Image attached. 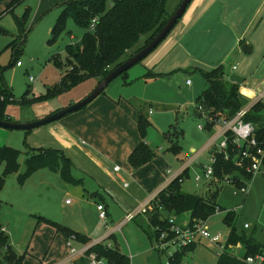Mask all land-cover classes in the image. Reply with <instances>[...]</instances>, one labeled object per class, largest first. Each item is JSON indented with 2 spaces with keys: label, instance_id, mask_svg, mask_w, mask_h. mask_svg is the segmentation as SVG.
Listing matches in <instances>:
<instances>
[{
  "label": "rangeland",
  "instance_id": "obj_1",
  "mask_svg": "<svg viewBox=\"0 0 264 264\" xmlns=\"http://www.w3.org/2000/svg\"><path fill=\"white\" fill-rule=\"evenodd\" d=\"M63 1L69 2L68 0H22L12 10L6 11L9 0H0V68L4 84L16 102L26 92L29 98L44 95L51 86L59 82L65 68V47L79 42L84 34V30L69 19L64 33L53 45H47L50 30L59 12L55 6ZM113 1L107 0V4H112ZM181 1L167 0L168 15L171 16L175 12ZM193 5L194 3L188 6L185 15ZM213 7L209 11L211 15H214L213 12L217 10ZM233 10V5L229 4L228 6L227 4L224 14H229L231 19ZM250 10L251 8L247 7L246 13L242 15L244 19ZM209 12L201 26L190 33L192 37L189 39V34L185 36L181 44L186 52L183 54L179 52L175 62L169 61L174 57L170 55L169 62L158 65L162 59L160 56L161 43L145 59L126 72L128 78L124 80L122 77H117L104 90V94L113 96L115 99L125 98L134 112L138 113L139 110H142L150 123L143 139L138 134L137 124L135 123V126L133 123L135 133L132 144L143 141L154 152V157L142 166L144 174L143 178L139 179L140 182L142 180L151 183L166 182L169 177L176 175L187 161L201 152L202 155L196 158L188 168L189 177L182 182L180 187L184 193L199 196L205 194L209 182L201 181L195 185L193 178L196 174L201 173L202 166L209 164L206 147L217 135L219 128L214 126L210 131L205 128L198 129V126L205 127V122L198 115L195 99L206 89V84L197 69L209 71L219 65H224L225 75L229 79L234 75V80L242 81V88H245V91L263 85L261 78L264 70V67L261 66L263 65V56L261 57V55H264V38L260 41L261 46L257 49L258 53L255 51L253 56L240 52L241 54L237 57H235V53L225 57L228 49L227 36L222 35L223 39H219L217 33L221 26L219 27L220 24L214 16H209ZM24 13H27L24 26L27 35L21 50L15 54L8 45L12 40L11 34L18 33L15 17L20 18ZM263 16L264 10L261 14V17ZM178 27L176 26L168 37L172 39L177 37L180 40L178 36L182 32L178 33ZM143 40L144 38L141 41ZM54 54L60 56L61 67L54 66L50 62L49 59ZM130 54H133V51L126 53L122 61L127 60ZM151 60L154 61L152 65L157 66L155 72L165 76L146 82L141 76L146 74V70L143 68ZM16 62H20L21 67H16ZM231 67H234L235 71H232ZM149 69L151 70V68ZM243 76L245 77L243 78ZM139 77L140 79H137ZM98 81H100L99 78L89 79L71 91L47 101H32L27 105L11 103L6 108V114L10 116V122L13 123H18L15 120H29L33 117L37 119H30L28 123L38 121L69 107L70 102L81 101L92 92ZM187 81L189 85H186ZM104 94H100V96L102 97ZM258 96L256 93L253 95L257 99ZM262 103L264 104V100ZM149 110L151 113H148ZM59 121L61 119L56 122ZM23 123L20 121L18 124ZM48 125L29 130L27 134L24 131L11 132L13 135L11 148L20 152L18 157L20 169L17 173L10 174L6 178L0 200L8 202L11 206L2 204L0 215L10 218L7 239L8 245L15 254L22 255L28 246L25 255L26 264H54L57 262L66 249V241L61 234H55L49 225L36 224V217L44 215L55 222L67 223L66 217L69 216L71 210H77L76 198H80L82 202L78 209L85 214L95 232L114 234L113 238L107 242L104 241V243L109 242L120 253L129 258L133 257L131 264H165L166 256L157 253L152 248L149 239L139 226V217L131 221L129 226L109 232L120 222L118 218L120 212L115 213V205L107 198H104L110 208V212L108 210L107 212L112 218L106 217V220L103 221L98 218L95 209L89 206L92 201L94 202V199L84 195L81 186L63 180L59 172H56L57 176H55L53 172H47L45 169L44 172L50 173L51 177L55 176L56 178L45 180L43 183L42 179L38 178L41 175L38 174H32L31 178L28 177L22 183L18 182L17 177L25 171L24 162L32 151L31 148L47 144L48 138H45L44 127ZM128 140L130 138L123 132L120 135L113 134L110 139L113 148H119V146L123 148V144H126ZM172 145L180 148L179 154L175 155L169 150ZM76 171L73 170L75 178L79 176ZM70 174L72 175V168H70ZM240 180L243 179L240 178ZM243 182L247 190L245 194L240 193L239 188L227 181L216 182L217 184L213 186V190H218L216 206L221 210L216 211L212 217L207 219L206 225L210 234L220 235L221 247L225 244L229 233V228L223 222L227 214L233 216V228L238 234L243 232L246 236L252 235L253 239L264 247V177L259 173L252 176L250 181L243 180ZM65 200L73 204L65 206ZM163 217L171 218L177 226H183L188 224L190 214L185 213L174 217L171 213H165ZM244 225H248L249 228L244 229ZM92 239L94 240V237ZM146 249H150L151 252L139 254ZM218 251L219 249L214 245L201 240L192 252L185 254L179 264H216ZM228 252L235 257L243 254V251L238 248H232ZM135 253L137 255H134ZM4 254L5 251L0 248V264H7L3 261Z\"/></svg>",
  "mask_w": 264,
  "mask_h": 264
},
{
  "label": "trees",
  "instance_id": "obj_2",
  "mask_svg": "<svg viewBox=\"0 0 264 264\" xmlns=\"http://www.w3.org/2000/svg\"><path fill=\"white\" fill-rule=\"evenodd\" d=\"M20 1L22 0H9L6 11L12 10ZM166 2L167 0H114L112 4L108 5L107 0H76L59 5L60 12L50 30L47 45H53L64 33L69 19L84 30L79 42L65 47V68L60 81L50 87L44 95L27 99L26 92L16 102L12 93L4 84L2 69L0 68V120L9 121L6 116V108L11 103L27 105L31 104L32 101H47L71 91L89 79L99 78L101 80L104 78L110 71L125 61H122V58L126 53L133 51L134 54L144 48L164 27L170 17L166 11ZM26 15L27 13H24L20 18L15 17L18 33L12 37L8 45L15 54L21 50L27 35L24 29ZM92 21H94V27L91 29ZM142 38H144L143 41H141ZM133 54H130L129 57ZM49 60L54 66H62L61 59L57 54L51 56ZM197 71L206 84V89L195 99L196 110L199 107L203 109V113H198L205 122L203 129L210 131L214 126L217 127L221 120L232 119L241 109L248 106V102L239 94L242 81L229 79L225 75L224 65H219L209 71L201 69H197ZM164 76L163 74L147 71L142 78L147 82ZM119 77L125 80L127 78L126 72ZM101 94H104V92ZM261 110L262 104L258 101L249 108L242 119L243 122L251 123L255 127V138L259 144L264 142V125L260 124ZM149 125L150 123L142 110H139L137 128L141 139L144 138ZM28 132L25 131L26 134ZM169 150L175 155L180 152V148L174 145ZM32 151L34 152L29 154L24 162V173L17 177L19 183L43 168H47L52 172H59L63 180L72 182L70 174L72 162L61 151L52 149ZM209 154H213L215 157L213 165L215 180L207 184V191L203 196L181 191L182 182L189 177L188 169H185L157 194L151 210L143 215L146 217L147 223L141 229L148 236L151 243L157 239L160 231L169 228L167 219L163 217L165 213H171L174 217L189 213L188 225H191L194 221H207L216 211L221 210L216 206L218 190H213V186L217 184L216 182H224L226 178L234 175L230 182L236 188H240L245 185L243 180H251L252 175L246 171L249 160H244L243 166L237 167L234 160L241 158V151L235 150L230 142H228L227 149L228 160H225L224 153H217L216 148H213ZM19 155L20 152L16 149L6 146L0 148V164L4 165L0 174V190L4 185L5 178L18 172ZM153 157L154 152L148 148L145 142L141 141L132 150L127 162L131 168L139 169ZM262 167L264 169V158ZM240 178L243 180L241 181ZM233 219L231 214H227L223 219L224 224L229 228V233L224 250L217 257L216 264H246V257L254 256L264 248L253 239L252 235L246 236L243 232L238 234L233 228ZM37 220L55 229L67 241L73 238L76 244L80 245H87L91 242L87 237L59 224L43 218H37ZM1 230L0 225V248L5 249L3 261L7 264H23V256L15 254L8 245L7 236ZM110 238H113V235L107 236L103 241ZM238 245L242 248L243 254L239 257L229 254L230 247ZM195 247V245H191L178 253L173 264H179L185 254L192 252ZM90 254H94L97 259L103 260L105 264H130L129 257L120 253L114 247L107 248L104 244L92 246L87 251L86 256Z\"/></svg>",
  "mask_w": 264,
  "mask_h": 264
},
{
  "label": "crops",
  "instance_id": "obj_3",
  "mask_svg": "<svg viewBox=\"0 0 264 264\" xmlns=\"http://www.w3.org/2000/svg\"><path fill=\"white\" fill-rule=\"evenodd\" d=\"M66 2L67 1H63L59 3L55 6V8H57V10H59L60 12L59 5H62ZM193 3L194 5L190 9V11L186 13V15L184 13L183 16L185 17L182 16L179 21L180 23L178 22L176 24V26H179L178 33L182 32V34L178 36L180 37V40L177 37L176 39H172L171 37L167 36L168 39L166 37V39L162 42L160 56H162L163 60L161 59L158 65H161V63L165 64L168 61L170 55H173L174 57L170 58L169 61L172 60L171 63L175 62L177 60L179 52H182V54L183 52H186L185 49H183V45L181 44L183 39L186 35H190L192 31H196V28L198 26H201L203 21L206 19V16L208 14L207 12L210 11L214 4L215 6L213 8H217V10L213 12L214 15H211L209 12V16H214V18L217 19L218 23L220 24L219 27L221 26L220 30L217 33L219 34V39H223V36H227L228 49L225 57L232 55L233 53H235V57L239 56L241 54L240 52H244L241 49L244 44L250 50L248 54H252L253 56L255 51L258 53L257 49L261 46L260 41L264 38V16L261 17V14L264 10V0H192L190 5H192ZM227 4L228 6L229 4L233 5V17L231 16V19L229 17V14H224ZM247 7H250L251 10L247 15H245L244 19L242 15L246 13ZM176 26L174 27V29L176 28ZM15 35L16 34H11L10 37L12 38ZM188 37L190 39L192 37V34ZM244 53L247 54V52ZM262 56L263 65L261 66L264 67V55H261V57ZM152 61L153 60L148 61L143 69H145L146 72L151 71L155 74H160L155 72L157 66H155L154 64L152 65V63H154V61ZM149 68H151V70ZM232 71H235V69ZM143 76H141V78ZM233 77L234 75L230 76L231 79H234ZM244 77L245 76H243V78ZM137 79H140V77ZM261 81L263 82L262 86L259 85L256 88L247 91H245V88H242L241 84L239 88V94L244 100L248 102V106L250 107L261 99L259 101L262 104V110L260 112V124L264 125V104L262 103V101L264 100V70ZM98 83L99 81L97 82V84ZM255 93L259 95L258 99L253 97ZM27 99L32 98H29L27 96ZM72 103L74 102H70L69 105H72ZM149 112L151 111L149 110ZM6 115L9 121H11L10 116H8V114ZM30 119L34 120L37 118L33 117ZM30 119L15 121H17L18 123H20V121L28 123ZM137 119L138 113L133 111L129 102H127L125 98L119 97L118 99H115L113 96L107 94H104V96L102 97L99 95L91 103H89L79 111L63 117L59 122L55 121L56 123H50L49 125L47 124L48 126L44 127L45 138H48L47 144L39 145L35 148H31V150L52 149L61 151L72 162L71 183L81 186L84 191V195H88L89 198L94 199V202L92 201L91 205L89 206L94 208L95 212L98 214L96 206L102 205L106 212V217H109L111 219V215H109V213L107 212V210L110 212V208L106 204L104 199L107 198L115 205V213L120 212L118 218L120 219L119 223H121L126 213L135 209L140 203L144 202L149 197L158 193L166 183L164 181L162 183H151L150 181L146 182V180H142L140 182L139 179L143 178L144 168L141 167L139 169H132L127 162V158L132 150L140 143L139 142L138 144H132L134 141L133 134L135 133V131L133 130V123L136 126ZM11 132H13V130L0 128V148L5 146L11 148L13 141V135L11 134ZM121 132H123L125 136L130 138V140H128L126 144H123V148H121V146H119V148H113L110 141L111 136L113 134L120 135ZM24 139H26L25 136ZM32 152L34 151H31L30 154ZM18 164L20 169V163L18 162ZM114 167H118L119 171H114ZM3 168L4 165L0 164V174L3 171ZM45 169L47 170V172H52L47 168H43L34 173V175H41V177L38 178L42 179V183L45 180L48 181L52 178H56L55 176H57L56 172H53L55 176L51 177L50 173L44 172ZM73 170H77L76 172L77 174H79L80 178H78L79 176H76V178L73 177ZM5 182L2 189L0 190V199L6 184ZM124 184H127V186L124 187ZM96 199L97 201H95ZM66 201L67 200L64 201L65 206H71L73 204L72 202L66 203ZM81 202L82 201L80 198H76L77 210H71L69 216L66 217L65 220L67 223L61 224L59 222H55L44 215H39L36 218H43L45 220L59 224L73 232L79 233L90 239V243L98 241L100 239H105L107 236H110L111 233L99 234V232H95V229L92 228L88 219L85 217V214H83L80 209H78V207L81 206ZM0 203L1 205L9 204L8 202H2L1 200ZM9 205L11 206V204ZM138 217L140 219L139 226L144 227L147 223L146 217L143 215H138L136 218ZM10 222L11 221L9 217H3L2 215H0V225L6 236L8 234V227ZM39 223L41 222L37 220L36 224ZM124 226H129V223L122 225L121 228H123ZM115 227L110 229L109 232L113 231ZM52 230H54L55 234H58L55 229L52 228ZM111 235H113V237L115 236L114 234ZM92 237H94V240L92 239ZM101 244H104L106 247L109 245V248H113V246L109 242L104 243V241H102ZM73 245L75 247L80 246V244H76L75 241ZM151 246L153 248V243H151ZM232 248H238L242 250L239 245ZM3 250L5 251V249ZM27 251L28 246L26 247V250L22 255H18L23 256V264H26L25 255ZM150 252V249H146L139 254H149ZM66 253L67 249L64 250L61 258L54 264H60L65 258ZM134 255H137V253H135ZM129 259L131 264V259H133V257H130ZM74 264H87V261L86 259H81L77 260Z\"/></svg>",
  "mask_w": 264,
  "mask_h": 264
},
{
  "label": "built area",
  "instance_id": "obj_4",
  "mask_svg": "<svg viewBox=\"0 0 264 264\" xmlns=\"http://www.w3.org/2000/svg\"><path fill=\"white\" fill-rule=\"evenodd\" d=\"M93 24L94 21H92V24L90 25L91 29L94 27ZM15 65L16 67H20L21 63L16 62ZM234 69L235 68L232 67V70ZM30 80L32 79L30 78ZM186 85H189L188 81L186 82ZM249 108L250 106H247L241 109L232 119L221 120L218 123L217 127L219 128V131L213 138L212 142H210L206 147V152L209 155V164L207 166H202L201 173L194 176L193 181L195 185H198V183L201 181L211 182L212 180H215L213 176V165L215 163V157L213 154H209V152L213 148H216L217 153H224L225 160H228V142L231 143L235 150L241 151V158L239 160H234L237 167H242L243 161L249 160L248 166L246 167L247 173H250L252 176L260 173L264 177V169L262 167V161L264 158V142L259 144L255 138V127L251 123H245L242 120L245 114L248 112ZM198 111L199 113H203L202 107H199ZM198 129L203 130V127L198 126ZM201 155L202 153L199 152L193 159L187 161V163L183 165L181 170L176 175L169 177V180L166 181L165 185L160 189V191L163 190L179 174H181L183 170L191 167L196 158L200 157ZM113 170L118 172L119 168L114 167ZM227 179L229 178H226L225 181L231 183L230 181L232 177H230L229 181ZM126 186L127 184H124V187ZM245 187L246 185L241 186L239 188V192L245 194L247 192ZM158 193L140 203L135 209L126 213L122 219V222L119 223L112 232L120 230L122 225L130 223L138 215H145L147 211L151 210L153 201ZM66 203H68V201H66ZM96 209L99 214V219L103 221L106 220V212L104 210V207L102 205H97ZM167 223L169 224V228L160 231L158 233L157 239L153 242V249L157 253L166 256L165 264H173L175 256L178 253H181L182 250L190 247L191 245L196 246V244L201 240H205L209 244L214 245L219 249V251L217 252V257L221 255L224 250L225 244L221 247L220 235L210 234L209 229L206 225V221H194L191 225L186 224L183 226H177L176 224H174L173 220L169 218L167 219ZM248 228V225H244V229ZM103 240L100 239L87 245H80L79 247H75L73 245V238L69 239L68 241H66V256L60 264H74L77 260L81 259H86L87 264H105L103 260L97 259L94 254L86 256L87 251L92 246L101 244ZM107 248H109V245L107 246ZM245 263L264 264V248H262L258 254L246 257Z\"/></svg>",
  "mask_w": 264,
  "mask_h": 264
},
{
  "label": "water",
  "instance_id": "obj_5",
  "mask_svg": "<svg viewBox=\"0 0 264 264\" xmlns=\"http://www.w3.org/2000/svg\"><path fill=\"white\" fill-rule=\"evenodd\" d=\"M191 2L192 0H182L179 6L177 7V9L175 10V12L169 17L166 24L159 31L158 34L144 48L134 53L131 57H129L119 66H117L112 71H110L104 78H102L99 81V83L92 90V92H90L87 96H85L81 101L74 103L69 107L62 109L58 112H55L43 119L30 123L18 124L10 121L0 120V128L6 130H13V131H29L53 123L55 121H58L63 117L84 108L89 103H91L95 98H97L102 92H104V90L109 86V84L113 80H115L117 77L122 75L124 72H127L130 68H132L134 65L138 64L143 59H145L149 54H151L174 29L178 20L181 19V17L185 13L186 9L188 8ZM241 49L244 52L247 53L250 52V50L245 44L242 46Z\"/></svg>",
  "mask_w": 264,
  "mask_h": 264
}]
</instances>
